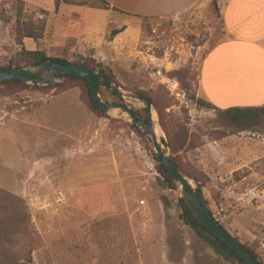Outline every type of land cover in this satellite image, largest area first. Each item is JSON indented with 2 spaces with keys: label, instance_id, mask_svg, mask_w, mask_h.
Instances as JSON below:
<instances>
[{
  "label": "rangeland",
  "instance_id": "obj_1",
  "mask_svg": "<svg viewBox=\"0 0 264 264\" xmlns=\"http://www.w3.org/2000/svg\"><path fill=\"white\" fill-rule=\"evenodd\" d=\"M223 1L133 16L137 38L89 64L153 100L161 136L212 215L264 262V106L228 115L200 103L202 64L223 40ZM56 9V0H0V67L35 72L20 54L31 44L47 53L46 27L37 43L24 37ZM117 15L119 29L128 18ZM47 55L83 63L70 52ZM55 84L0 87V264H229L180 220V188L162 185L151 141L128 118L101 116L83 82ZM101 96L145 110L104 88Z\"/></svg>",
  "mask_w": 264,
  "mask_h": 264
},
{
  "label": "crops",
  "instance_id": "obj_2",
  "mask_svg": "<svg viewBox=\"0 0 264 264\" xmlns=\"http://www.w3.org/2000/svg\"><path fill=\"white\" fill-rule=\"evenodd\" d=\"M110 9L61 3L47 18L48 54H78L84 62H105L119 40L138 36L139 19H155L184 10L193 0H105ZM190 4V5H189ZM117 11H115V10ZM169 11V13H166ZM117 13L128 20L119 22ZM223 40L205 57L200 75L202 98L228 112L264 106V0H224L220 5ZM112 31L121 32L110 40ZM30 51H35L31 44ZM59 58L58 56H50ZM224 139L220 143H224Z\"/></svg>",
  "mask_w": 264,
  "mask_h": 264
},
{
  "label": "water",
  "instance_id": "obj_3",
  "mask_svg": "<svg viewBox=\"0 0 264 264\" xmlns=\"http://www.w3.org/2000/svg\"><path fill=\"white\" fill-rule=\"evenodd\" d=\"M56 74H68L85 79L89 84L91 102L98 111L112 118H128L131 126L139 135L150 139L159 163L166 169L174 183L180 188L182 198H185L190 203L207 229L215 237L225 242L246 264H261L245 250L241 243L222 230L220 225L214 220L200 190L177 168L174 163V157L170 153L165 139L162 136L158 137L156 135L153 122V107L144 97L125 92L113 80L101 78L98 73L87 68L62 65L53 61L45 63L36 78L30 77L23 70L0 69V83L19 81L36 87H47L54 83ZM99 82L107 84L121 98H130L142 103L148 113L149 120L145 121L140 118L131 106L105 102L100 93Z\"/></svg>",
  "mask_w": 264,
  "mask_h": 264
},
{
  "label": "trees",
  "instance_id": "obj_4",
  "mask_svg": "<svg viewBox=\"0 0 264 264\" xmlns=\"http://www.w3.org/2000/svg\"><path fill=\"white\" fill-rule=\"evenodd\" d=\"M61 2L68 4V5L88 6L90 8L103 9V10L110 9L109 3L105 0H80V1L56 0V6L58 7ZM115 11H117V10H115ZM38 25H39L38 26L39 32H35L32 30V31L28 32V34H26V36L24 38L32 39L36 43H37V41L41 40L42 34L45 31L46 23L40 22V24H38ZM120 32H121L120 30L112 31L110 34V40L113 39ZM20 57H22V59H23L22 63H25L27 66L34 68L35 72H30V71L22 68L20 65H13V64H9L7 66L0 67V69L8 68V69H15V70H23L30 77L36 78L39 75L40 69L42 68V66L47 62L53 61V62H57V63L62 64V65L87 68L93 72L98 73L101 78L116 81L114 74L110 70H108L107 68H104L102 66H99V65L98 66L90 65L89 63L91 60H86L83 63H79V62L70 63L69 61L64 60V59L52 58V57L48 56L45 51H41V50L29 51V50H25V49L20 54ZM55 78L60 79V80L73 79V80H78V81L83 82V84L85 85L86 91H87V95L90 98L89 84L85 79L78 77V76L68 75V74H56ZM12 85H25V84L22 82H19V81H7V82H1L0 83V87L12 86ZM98 85H99V89H100L101 93L103 92V88H104L107 90V92H109V94L113 98H115L121 102L123 101L121 97H119L117 94H115L113 91L110 90V88L107 84L99 82ZM57 86H58V84H55V85L50 86L49 88L54 89V88H57ZM31 88L36 89V90L42 89V88L36 87V86L31 87ZM136 94L144 97L145 99H147L148 101H150L153 104V100L151 98H149L144 92L137 91ZM105 101L108 102L106 99H105ZM90 103L93 106V104L91 102V98H90ZM200 103L202 105L208 107V108L216 109L212 104L206 102L205 100H202ZM93 108H95V107L93 106ZM243 111L244 110H233V111H228L226 113L228 115L231 113H235V114L239 115ZM247 111H249V110H247ZM97 112L101 116L106 117V115L103 114L102 112H99V111H97ZM134 112L140 118L144 119L145 121L149 120L148 113L145 110H134ZM144 139L147 141V143L150 144L149 139H147V138H144ZM171 153L174 156V163L177 166V168L184 174L185 177L189 178V176L184 172L182 166L180 165V163H179V161L175 155V152L173 150H171ZM156 162L158 164L159 173L162 177V185L168 189H176V185H175L173 179L168 174L166 169L159 163L158 158H156ZM198 189L200 190V193L202 194V197H203L206 205L209 206L207 200L204 197L202 188L198 187ZM179 207L182 211V213L180 215V220L184 223V225L190 227L201 240L206 242L212 248V250L214 251V253L218 257H220L224 262L229 263V264H232V263L234 264L235 262H237L238 264H246L225 242H223L222 240L215 237L207 229V227L205 226L203 221L199 218V216L196 214L193 207L190 205V203L185 198L179 199ZM219 225L225 233L230 235L229 231L223 225H221V224H219ZM230 236H232V235H230ZM233 238L235 240H237L239 243H241L236 237H233ZM242 246L245 248V250L253 258L258 260L261 264H264V262L259 257V255L252 248H250L246 244H242Z\"/></svg>",
  "mask_w": 264,
  "mask_h": 264
},
{
  "label": "bare ground",
  "instance_id": "obj_5",
  "mask_svg": "<svg viewBox=\"0 0 264 264\" xmlns=\"http://www.w3.org/2000/svg\"><path fill=\"white\" fill-rule=\"evenodd\" d=\"M153 122H154V127H155V130H156V135H157L158 137H160L161 134H162V131H161V129H160V127H159V125L157 124V122H156L155 119H153Z\"/></svg>",
  "mask_w": 264,
  "mask_h": 264
},
{
  "label": "built area",
  "instance_id": "obj_6",
  "mask_svg": "<svg viewBox=\"0 0 264 264\" xmlns=\"http://www.w3.org/2000/svg\"><path fill=\"white\" fill-rule=\"evenodd\" d=\"M141 205H145V202L142 201V202H141ZM213 218H214V220L217 222V224H218V223L220 224V221H221L220 218H217L216 216H213Z\"/></svg>",
  "mask_w": 264,
  "mask_h": 264
}]
</instances>
